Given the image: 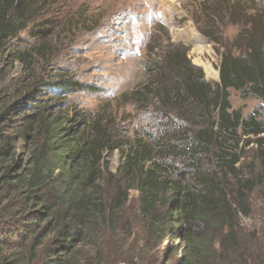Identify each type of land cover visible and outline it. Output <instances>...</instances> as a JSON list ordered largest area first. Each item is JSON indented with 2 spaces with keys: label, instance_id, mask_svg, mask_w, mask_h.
Returning a JSON list of instances; mask_svg holds the SVG:
<instances>
[{
  "label": "trees",
  "instance_id": "obj_1",
  "mask_svg": "<svg viewBox=\"0 0 264 264\" xmlns=\"http://www.w3.org/2000/svg\"><path fill=\"white\" fill-rule=\"evenodd\" d=\"M64 2L0 0V61L24 32L47 56V41L61 26L57 6ZM250 24L244 46L221 54L215 87L191 64L187 49L169 47L153 88L135 95L139 103L151 98L164 108L171 122L159 138L164 144L135 145L116 175L104 164L103 153L113 146L99 122H74L65 129L61 115L48 123L36 108L29 117L21 115L26 124L15 126L9 107L1 108L0 264H129L139 249L138 219L145 224L144 249L163 230L183 240L177 264H264V232L249 231L243 222L252 217L257 189L264 211V125L258 113L245 118L230 100V90H236L264 101V21ZM33 58L20 55L29 66ZM80 88L61 80L53 89L68 94ZM172 115L190 128L175 126ZM21 140L36 146L21 155ZM252 145L256 164L247 173L240 165ZM158 157H188L195 174L190 181L173 179ZM205 159L213 170L201 165ZM105 171L118 180L115 194L104 193ZM131 190L139 193L138 214L132 217Z\"/></svg>",
  "mask_w": 264,
  "mask_h": 264
},
{
  "label": "rangeland",
  "instance_id": "obj_2",
  "mask_svg": "<svg viewBox=\"0 0 264 264\" xmlns=\"http://www.w3.org/2000/svg\"><path fill=\"white\" fill-rule=\"evenodd\" d=\"M57 8L62 13L61 26L47 41V56H41V43L28 32L12 41L3 54L0 109L9 107L10 124L15 126L27 123L21 115L29 117L39 110L45 112L48 123L61 115L65 129L74 122H99L111 133L113 148L105 150L103 157L113 175L131 148L155 144L171 123L167 124L161 104L150 97L139 103L135 96L148 85L153 88L169 47L187 49L191 64L201 68L205 80L215 87L220 82L221 54L227 48L244 46L250 23L264 21V0H65ZM22 53L34 56L31 66L21 61ZM199 59L210 64L214 74L208 75ZM61 80L81 88L68 94L55 92L54 85ZM28 93L33 100L27 99ZM230 94L234 110H242L245 118L258 113L264 125L262 99L236 90ZM171 119L181 129L190 128L176 115ZM18 146L22 155L36 143L21 140ZM256 155L255 145L244 150L240 165L244 172L256 164ZM156 160L168 168L173 179L190 181L195 174L188 157ZM201 165L205 170L214 168L207 159ZM108 172L103 174L104 193L115 194L118 180ZM129 194L127 213L137 216L139 193L131 190ZM252 194V217L243 220L244 226L264 232L262 193L257 189ZM137 221L134 237L139 249L130 256L129 264H177L184 251L183 240L163 230L144 249L145 224Z\"/></svg>",
  "mask_w": 264,
  "mask_h": 264
},
{
  "label": "bare ground",
  "instance_id": "obj_3",
  "mask_svg": "<svg viewBox=\"0 0 264 264\" xmlns=\"http://www.w3.org/2000/svg\"><path fill=\"white\" fill-rule=\"evenodd\" d=\"M199 64L205 68L208 75L214 74V70L210 64L203 62L201 59H199Z\"/></svg>",
  "mask_w": 264,
  "mask_h": 264
}]
</instances>
